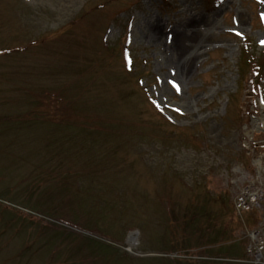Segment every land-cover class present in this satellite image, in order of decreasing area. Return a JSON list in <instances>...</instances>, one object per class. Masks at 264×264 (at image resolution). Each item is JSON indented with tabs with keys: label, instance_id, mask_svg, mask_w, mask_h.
I'll use <instances>...</instances> for the list:
<instances>
[{
	"label": "rangeland",
	"instance_id": "rangeland-1",
	"mask_svg": "<svg viewBox=\"0 0 264 264\" xmlns=\"http://www.w3.org/2000/svg\"><path fill=\"white\" fill-rule=\"evenodd\" d=\"M262 14L0 0V264H256L264 200H234L264 191Z\"/></svg>",
	"mask_w": 264,
	"mask_h": 264
},
{
	"label": "built area",
	"instance_id": "built-area-1",
	"mask_svg": "<svg viewBox=\"0 0 264 264\" xmlns=\"http://www.w3.org/2000/svg\"><path fill=\"white\" fill-rule=\"evenodd\" d=\"M239 206L244 207V200L241 199ZM255 243L252 248V253L256 262L264 264V235L255 238Z\"/></svg>",
	"mask_w": 264,
	"mask_h": 264
},
{
	"label": "snow or ice",
	"instance_id": "snow-or-ice-1",
	"mask_svg": "<svg viewBox=\"0 0 264 264\" xmlns=\"http://www.w3.org/2000/svg\"><path fill=\"white\" fill-rule=\"evenodd\" d=\"M262 19H264V14H262ZM261 43L264 44V41H261ZM173 86L176 87L175 84H173ZM177 90H179V89L177 88Z\"/></svg>",
	"mask_w": 264,
	"mask_h": 264
},
{
	"label": "bare ground",
	"instance_id": "bare-ground-1",
	"mask_svg": "<svg viewBox=\"0 0 264 264\" xmlns=\"http://www.w3.org/2000/svg\"><path fill=\"white\" fill-rule=\"evenodd\" d=\"M184 69L186 68V67H183Z\"/></svg>",
	"mask_w": 264,
	"mask_h": 264
}]
</instances>
